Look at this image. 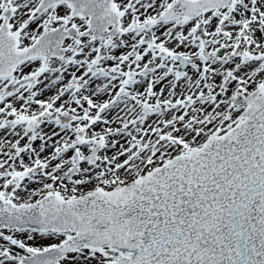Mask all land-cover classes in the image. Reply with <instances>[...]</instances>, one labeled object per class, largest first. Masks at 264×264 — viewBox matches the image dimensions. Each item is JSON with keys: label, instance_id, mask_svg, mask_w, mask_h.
<instances>
[{"label": "snow or ice", "instance_id": "snow-or-ice-1", "mask_svg": "<svg viewBox=\"0 0 264 264\" xmlns=\"http://www.w3.org/2000/svg\"><path fill=\"white\" fill-rule=\"evenodd\" d=\"M0 264H264V0H0Z\"/></svg>", "mask_w": 264, "mask_h": 264}]
</instances>
